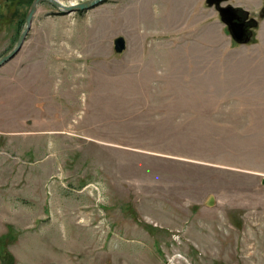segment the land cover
<instances>
[{
	"label": "rangeland",
	"instance_id": "374dc122",
	"mask_svg": "<svg viewBox=\"0 0 264 264\" xmlns=\"http://www.w3.org/2000/svg\"><path fill=\"white\" fill-rule=\"evenodd\" d=\"M33 1L0 0V59ZM236 10L249 42L207 0L40 3L0 66V264H264V2Z\"/></svg>",
	"mask_w": 264,
	"mask_h": 264
},
{
	"label": "water",
	"instance_id": "95a60500",
	"mask_svg": "<svg viewBox=\"0 0 264 264\" xmlns=\"http://www.w3.org/2000/svg\"><path fill=\"white\" fill-rule=\"evenodd\" d=\"M109 0H87L81 3L66 5L60 0H34L30 11L26 18V26L22 33L19 36V39L15 46L0 59V66L10 59L17 53V51L22 47L25 38L31 28L34 16L37 12V9L42 2H48L55 6L57 9L64 11L66 13L86 11L92 9L102 3H105ZM229 0H207L209 6L216 7L220 13L222 22L229 27L231 37L236 42H249L251 39V33L249 29L246 28V23L241 20L240 15L237 10L231 6H222V4L227 3ZM246 38V39H245ZM245 39V41H244ZM115 51L117 53H122L127 48V41L123 36L117 37L114 41ZM264 184V180H263Z\"/></svg>",
	"mask_w": 264,
	"mask_h": 264
},
{
	"label": "crops",
	"instance_id": "0c3cea01",
	"mask_svg": "<svg viewBox=\"0 0 264 264\" xmlns=\"http://www.w3.org/2000/svg\"><path fill=\"white\" fill-rule=\"evenodd\" d=\"M230 2H233L234 8H244L247 12L252 13L261 6L264 0H230Z\"/></svg>",
	"mask_w": 264,
	"mask_h": 264
},
{
	"label": "flooded vegetation",
	"instance_id": "af4514ba",
	"mask_svg": "<svg viewBox=\"0 0 264 264\" xmlns=\"http://www.w3.org/2000/svg\"><path fill=\"white\" fill-rule=\"evenodd\" d=\"M241 16V20L244 21L246 23V26L248 25V20H245L244 17L242 15Z\"/></svg>",
	"mask_w": 264,
	"mask_h": 264
},
{
	"label": "trees",
	"instance_id": "16d2710c",
	"mask_svg": "<svg viewBox=\"0 0 264 264\" xmlns=\"http://www.w3.org/2000/svg\"><path fill=\"white\" fill-rule=\"evenodd\" d=\"M79 13H83V12H79Z\"/></svg>",
	"mask_w": 264,
	"mask_h": 264
}]
</instances>
